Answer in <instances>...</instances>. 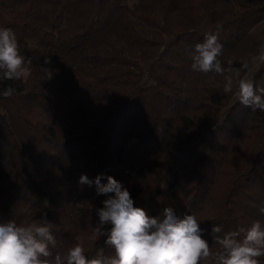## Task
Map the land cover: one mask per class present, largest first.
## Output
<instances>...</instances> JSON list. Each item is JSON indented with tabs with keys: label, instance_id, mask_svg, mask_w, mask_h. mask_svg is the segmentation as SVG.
Wrapping results in <instances>:
<instances>
[{
	"label": "trees",
	"instance_id": "trees-1",
	"mask_svg": "<svg viewBox=\"0 0 264 264\" xmlns=\"http://www.w3.org/2000/svg\"><path fill=\"white\" fill-rule=\"evenodd\" d=\"M218 25L224 74L193 71L194 45ZM0 27L32 61L0 82L17 90L0 97V222L53 225L42 259L66 264L77 235L89 258L111 254L92 235L106 197L81 174L121 181L150 217L195 214L213 250L217 235L264 223V112L236 91L241 78L264 87V0H0Z\"/></svg>",
	"mask_w": 264,
	"mask_h": 264
},
{
	"label": "clouds",
	"instance_id": "clouds-1",
	"mask_svg": "<svg viewBox=\"0 0 264 264\" xmlns=\"http://www.w3.org/2000/svg\"><path fill=\"white\" fill-rule=\"evenodd\" d=\"M220 27L204 33L202 42L194 45L191 53L193 71L224 74L225 68L219 59L224 47L220 42ZM255 59L264 62V43L260 44ZM31 63L30 57L21 54L15 31L0 27V82L20 81L29 76L26 65ZM45 63L50 64V58L45 59ZM43 71L51 79L53 70L45 68ZM16 91L7 85L0 91V97L11 98ZM223 91L226 94L233 92L230 78L226 79ZM236 91L242 106L253 112H264V87L241 78L236 82ZM78 183L89 187L94 183L96 194L106 197L102 200L103 206L94 209L99 222L92 235L97 239L106 236L104 244L111 249V254L105 255L100 249L94 258H89L85 254L84 239L77 235L66 251V264H204L209 260L212 264H259V258L264 257V223L259 220L223 236L217 235L215 243L218 247L213 250L203 238L204 229L195 214L178 218L174 209L167 206L160 216L150 217L143 208L134 206L128 188L112 176L102 184L99 175L93 180L81 174ZM259 212L264 214V206ZM104 225H110V228ZM53 227L45 219H33L19 225L14 220L0 222V264H50L42 257L51 256L49 245H56ZM221 230V226L212 227L213 233L219 234ZM55 260L60 264L58 255Z\"/></svg>",
	"mask_w": 264,
	"mask_h": 264
},
{
	"label": "rangeland",
	"instance_id": "rangeland-1",
	"mask_svg": "<svg viewBox=\"0 0 264 264\" xmlns=\"http://www.w3.org/2000/svg\"><path fill=\"white\" fill-rule=\"evenodd\" d=\"M10 20V18L9 17H5L4 18V22H7V21H9ZM211 211H212V207H209L208 208V210H206L205 208H204V210L201 212L202 213V217H207V216H209L210 215V213H211Z\"/></svg>",
	"mask_w": 264,
	"mask_h": 264
}]
</instances>
